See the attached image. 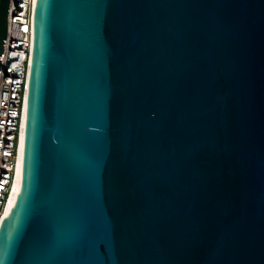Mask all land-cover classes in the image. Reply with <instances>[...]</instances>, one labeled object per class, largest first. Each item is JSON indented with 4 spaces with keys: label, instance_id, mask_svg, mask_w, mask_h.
Segmentation results:
<instances>
[{
    "label": "water",
    "instance_id": "1",
    "mask_svg": "<svg viewBox=\"0 0 264 264\" xmlns=\"http://www.w3.org/2000/svg\"><path fill=\"white\" fill-rule=\"evenodd\" d=\"M31 47L0 264H264V0H35Z\"/></svg>",
    "mask_w": 264,
    "mask_h": 264
},
{
    "label": "built area",
    "instance_id": "2",
    "mask_svg": "<svg viewBox=\"0 0 264 264\" xmlns=\"http://www.w3.org/2000/svg\"><path fill=\"white\" fill-rule=\"evenodd\" d=\"M35 0H9L0 67V222L17 177Z\"/></svg>",
    "mask_w": 264,
    "mask_h": 264
},
{
    "label": "bare ground",
    "instance_id": "3",
    "mask_svg": "<svg viewBox=\"0 0 264 264\" xmlns=\"http://www.w3.org/2000/svg\"><path fill=\"white\" fill-rule=\"evenodd\" d=\"M24 119H25V116L23 118L22 136H23V129H24ZM22 136H21L20 148H19V159H18V165H17V177H16L15 183L13 185L12 193H11V196H10V199H9V202H8V205H7V208H6V212H5V215L6 216L8 215L10 208L13 207V205H14L15 195L17 193H19V191H20L21 163H22L21 152H22V148H23Z\"/></svg>",
    "mask_w": 264,
    "mask_h": 264
}]
</instances>
